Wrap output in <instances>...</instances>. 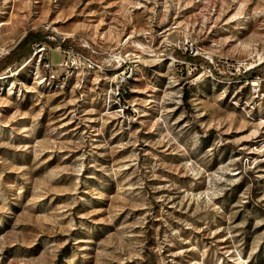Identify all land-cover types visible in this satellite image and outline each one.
<instances>
[{"label":"rangeland","instance_id":"rangeland-1","mask_svg":"<svg viewBox=\"0 0 264 264\" xmlns=\"http://www.w3.org/2000/svg\"><path fill=\"white\" fill-rule=\"evenodd\" d=\"M31 31L0 264H264V0H0V58Z\"/></svg>","mask_w":264,"mask_h":264},{"label":"trees","instance_id":"trees-1","mask_svg":"<svg viewBox=\"0 0 264 264\" xmlns=\"http://www.w3.org/2000/svg\"><path fill=\"white\" fill-rule=\"evenodd\" d=\"M42 44L56 47V45L50 41L47 35H44L41 32H29L15 49H13L8 55L0 58V74L2 71L29 59L33 55L35 48ZM187 60L192 62L196 59L194 57H187ZM206 63L209 64L208 62ZM262 65L264 66V63ZM258 69L259 67H256L245 72L240 77L243 79H253L255 76H257ZM223 78L228 79L231 77Z\"/></svg>","mask_w":264,"mask_h":264},{"label":"built area","instance_id":"built-area-1","mask_svg":"<svg viewBox=\"0 0 264 264\" xmlns=\"http://www.w3.org/2000/svg\"><path fill=\"white\" fill-rule=\"evenodd\" d=\"M68 63L66 62V63H64L63 64V66H64V68H66V67H68ZM45 68H46V70L48 71V72H51V73H53L54 72V67H53V65L51 64V63H46L45 64Z\"/></svg>","mask_w":264,"mask_h":264},{"label":"bare ground","instance_id":"bare-ground-1","mask_svg":"<svg viewBox=\"0 0 264 264\" xmlns=\"http://www.w3.org/2000/svg\"><path fill=\"white\" fill-rule=\"evenodd\" d=\"M253 86H257V84L256 83H253Z\"/></svg>","mask_w":264,"mask_h":264}]
</instances>
